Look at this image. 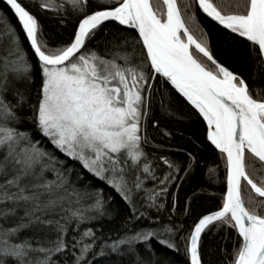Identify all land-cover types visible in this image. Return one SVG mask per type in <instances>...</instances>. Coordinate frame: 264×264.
Returning <instances> with one entry per match:
<instances>
[{
    "label": "snow or ice",
    "instance_id": "1",
    "mask_svg": "<svg viewBox=\"0 0 264 264\" xmlns=\"http://www.w3.org/2000/svg\"><path fill=\"white\" fill-rule=\"evenodd\" d=\"M6 4L24 38L10 21L0 20V264H65L62 256L70 264H92L94 246L100 255L106 249L112 253L126 249L135 256L134 264H170L150 248L145 259L135 246L157 239L178 252L171 234L179 228L133 231L98 245L92 228L78 232V239H66L73 223L78 229L106 211L102 192L89 191L87 176L77 173L72 181L69 160L133 207V196L143 187L141 177L157 180L159 192L148 196V206H163L157 199L178 178L174 172L182 169L162 158L170 171L157 177L143 149L145 124L156 103L157 76L203 118L206 139L226 167L221 204L197 217L183 238L189 264H203V238L220 232L235 233L231 252L225 251L230 259L224 264H264V176H258L264 171V87H256L253 76L245 78L228 65L229 58L245 55L264 64V0H190L183 8L180 0H31L30 4L6 0ZM69 8L76 18L69 40L44 30L40 13H55L63 20L62 13ZM195 9L248 42L247 53L230 45L214 47L210 33L200 28ZM110 22L117 26L109 28ZM190 25L199 29L198 36ZM25 42L36 65L26 56ZM37 74L41 86L33 121L67 160L10 126L20 120L17 111ZM8 93L16 104L7 101ZM161 97V109L171 115L173 99ZM89 201L87 208L79 207ZM90 211L95 216L89 217ZM25 232L31 236L21 238ZM164 233L170 234L168 238H162Z\"/></svg>",
    "mask_w": 264,
    "mask_h": 264
},
{
    "label": "trees",
    "instance_id": "2",
    "mask_svg": "<svg viewBox=\"0 0 264 264\" xmlns=\"http://www.w3.org/2000/svg\"><path fill=\"white\" fill-rule=\"evenodd\" d=\"M93 2L95 3L97 0H93ZM180 2L183 8L184 4L190 0H180ZM216 2L224 3L225 0H216ZM24 3L30 4L31 0H24ZM32 11L35 12V9ZM195 11L200 28L210 33L214 47L223 49L230 45L245 54L247 53L248 42L230 35L205 18L197 9ZM62 15L63 20H61V16L55 13L44 14L42 12L39 14L46 32L59 34L61 39L67 41L76 28V18L71 14L70 8L67 13H62ZM0 20L10 21L23 40L24 36L15 19L1 2ZM116 26L112 22L108 24L109 28ZM190 26L193 28L194 34L198 36L199 29L195 25ZM132 34L136 35L134 32ZM23 47L27 58L33 65H36L37 60L31 53L28 43L25 42ZM228 65L245 78H249L250 75L253 76L256 80V87H264V64H258L257 60L245 55L243 58H229ZM156 85L158 88L156 103L145 124L144 134L147 137V142L143 145V149L157 177H162L170 171L166 165H163L162 158H167L177 165L178 169H182L174 172V177L178 178H174L168 184L167 193L157 199L156 203L163 206L159 209L148 206L151 203L148 196L154 191L159 192L160 185L157 180L141 177L143 187L134 194L135 207H133V204L125 201L104 181L91 176L82 169L78 162L69 160L67 167L74 169L71 175L72 181H76L77 173L87 176V183L90 185L89 191L100 190L102 192L106 202V211L103 216L87 219L79 225L78 229L73 223L66 239L69 241L74 237L78 239V232L82 233L88 228H92L99 238L96 242L98 245L101 241L110 243L125 235H131L133 231L158 230L161 226L179 228L180 231L171 234L173 242L179 246L178 252L166 249L157 239L151 240L147 245L138 243L135 246L136 252L147 259L150 248L156 256L165 257L170 261V264H189L184 251L183 238L189 234L197 217L217 210L221 204L225 191L226 167L221 154L207 141L206 127L199 114L158 77ZM40 86V76L34 75L27 86L25 98L17 111L20 120L10 126H15L19 131L28 133L33 142H39L42 149L53 153L58 159L67 160L68 158L55 149L46 137L42 136L33 121L32 114L38 102ZM21 91L24 89L22 88ZM161 94L173 99V103L169 107L171 115L164 112L160 107ZM6 98L8 102L16 104V99L12 93H8ZM154 125L158 126L154 127ZM164 133H169V135ZM189 162H191V168L188 167ZM256 167L259 168L260 166L257 164ZM210 169L214 170L213 174H210ZM258 176H264V171H260ZM49 178L55 179V176L50 174ZM90 203L89 201L79 207L87 208ZM141 212L145 213L143 217L140 216ZM87 215L89 217L95 216L91 211ZM169 235L164 233L162 238H168ZM228 235H231L233 239L226 241L225 237ZM29 236L31 233L25 232L21 238ZM234 240V232H220L205 236L202 245L203 264H224L226 259H230V257L225 256V251L231 252ZM94 251H96V256L90 257L92 264H134L135 256L126 249L120 253H112L106 249V254L100 255V249L94 246ZM60 259L65 261V264H70L68 257L62 256Z\"/></svg>",
    "mask_w": 264,
    "mask_h": 264
},
{
    "label": "water",
    "instance_id": "3",
    "mask_svg": "<svg viewBox=\"0 0 264 264\" xmlns=\"http://www.w3.org/2000/svg\"><path fill=\"white\" fill-rule=\"evenodd\" d=\"M0 2L2 3V5L10 12V14L13 16V18L15 19V21H16V23H17V25L19 26V28H20V30H21V32H22V27L19 25V23H18V20H17V18H16V16H15V14H14V11H12L11 9H10V6H8L7 4H6V0H0ZM198 10V9H197ZM199 11V10H198ZM200 12V11H199ZM201 13V12H200ZM202 14V13H201ZM203 15V14H202ZM204 16V15H203ZM205 17V16H204ZM208 19V18H207ZM210 20V19H209ZM211 21V20H210ZM112 23H115V22H112ZM214 23V22H213ZM135 33V32H134ZM22 34H23V32H22ZM136 34V33H135ZM137 35V34H136ZM23 36H24V34H23ZM28 46H29V48H30V45L28 44ZM30 51H31V53L33 54V52H32V50L30 49ZM34 55V54H33ZM35 57V56H34ZM35 59L37 60V58L35 57ZM158 78H160L161 80H163L161 77H159V76H157ZM178 96H180L173 88H172V86L169 84V83H167V82H165ZM181 97V96H180ZM186 103H187V101L183 98V97H181ZM190 105V104H189ZM191 106V105H190ZM192 107V106H191ZM193 108V107H192ZM194 109V108H193ZM195 110V109H194ZM196 111V110H195ZM197 112V111H196ZM198 113V112H197ZM202 118V117H201ZM202 120H203V118H202ZM204 122V121H203ZM204 124H205V127H206V129H207V126H206V122H204ZM208 141V140H207ZM209 142V141H208ZM209 144L211 145V143L209 142ZM214 149H215V147L213 146V145H211ZM216 151H218L217 149H215ZM219 152V151H218ZM226 192V179H225V191H224V193Z\"/></svg>",
    "mask_w": 264,
    "mask_h": 264
},
{
    "label": "rangeland",
    "instance_id": "4",
    "mask_svg": "<svg viewBox=\"0 0 264 264\" xmlns=\"http://www.w3.org/2000/svg\"><path fill=\"white\" fill-rule=\"evenodd\" d=\"M59 151V150H58ZM61 153V152H60ZM63 154V153H62ZM64 155V154H63Z\"/></svg>",
    "mask_w": 264,
    "mask_h": 264
}]
</instances>
